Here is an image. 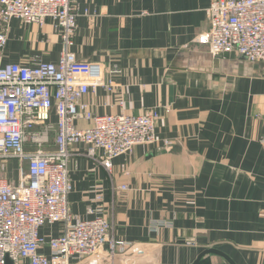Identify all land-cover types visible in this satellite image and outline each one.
Here are the masks:
<instances>
[{"label":"crops","instance_id":"0c3cea01","mask_svg":"<svg viewBox=\"0 0 264 264\" xmlns=\"http://www.w3.org/2000/svg\"><path fill=\"white\" fill-rule=\"evenodd\" d=\"M211 1L74 0L81 13L71 49L113 83L85 100L100 114L158 110L157 130L173 145H137L111 173L80 146L70 208L90 218L98 206L114 238L146 244L147 264H193L211 248L236 264H264V62L214 56L196 41ZM63 47L51 20H14L5 61H57ZM199 264L230 263L210 253Z\"/></svg>","mask_w":264,"mask_h":264},{"label":"built area","instance_id":"2783aa9c","mask_svg":"<svg viewBox=\"0 0 264 264\" xmlns=\"http://www.w3.org/2000/svg\"><path fill=\"white\" fill-rule=\"evenodd\" d=\"M80 13L74 0H0V264L8 257L14 264H105L119 249L133 254L146 247L114 238L98 206L88 209L90 218L70 208V162L80 146L111 173L114 160L137 145H173L157 130L158 110L100 114L85 100L100 86L113 91V83H105L103 65L71 49ZM206 14L209 27L198 43L214 56L264 62V0H212ZM14 20L41 26L51 20L64 43L59 59L5 61ZM45 225H58V233L42 234Z\"/></svg>","mask_w":264,"mask_h":264},{"label":"rangeland","instance_id":"374dc122","mask_svg":"<svg viewBox=\"0 0 264 264\" xmlns=\"http://www.w3.org/2000/svg\"><path fill=\"white\" fill-rule=\"evenodd\" d=\"M12 177L14 180L18 179L17 171L16 172H15V170L13 171ZM142 248L144 249L143 253L134 252L133 254H127L126 251L119 249V251L123 252V254L118 251V256L115 258L116 260L109 261L105 264H147V260H146L147 258L146 257L149 255V254H147V247H145V245H144V246H142ZM121 258H128V259L122 261V260H120Z\"/></svg>","mask_w":264,"mask_h":264},{"label":"water","instance_id":"95a60500","mask_svg":"<svg viewBox=\"0 0 264 264\" xmlns=\"http://www.w3.org/2000/svg\"><path fill=\"white\" fill-rule=\"evenodd\" d=\"M226 56H235L234 53H224ZM210 253H213V254H217V255H220L222 257H224L230 264H236L235 261L230 257L228 256L225 252L223 251H220L216 248H211V249H207V250H204L203 252H201V254L198 256V258L195 260V262L193 264H199L201 259L207 255V254H210ZM6 264H14V261L11 259V258H7V261H6Z\"/></svg>","mask_w":264,"mask_h":264}]
</instances>
